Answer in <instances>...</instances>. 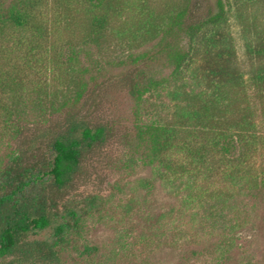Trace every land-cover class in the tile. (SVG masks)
I'll list each match as a JSON object with an SVG mask.
<instances>
[{
	"label": "trees",
	"instance_id": "16d2710c",
	"mask_svg": "<svg viewBox=\"0 0 264 264\" xmlns=\"http://www.w3.org/2000/svg\"><path fill=\"white\" fill-rule=\"evenodd\" d=\"M50 2L66 16L75 13L68 24L79 27L77 37L59 46L50 25ZM118 4L119 0H0V122L5 133L17 136L0 168V264L8 258L12 264H63L61 252L68 237L101 207L94 196L85 199L82 208H62L56 193L75 181L88 153L113 137L110 122L83 115L78 106L94 92L91 82L96 81L81 60L83 50L94 45L102 51L110 43ZM218 4L219 12L201 22L187 24L188 11L170 18L164 33H174L176 40L185 34L189 46L185 49L179 42L164 46L162 53L173 67L169 76L146 77L145 72L134 71L122 86L138 106L147 102V95L163 90L173 103L169 121L136 128L135 141L146 164L163 166L177 178L194 170L199 171L197 177L214 178L229 167L228 176L254 190L264 186V167L258 171L255 166V158L264 156V133L249 91L264 118V67L251 70L247 78L237 67L225 32V3ZM147 28L151 36L159 32L155 23ZM115 33L120 41L126 34L121 27ZM247 48L252 56L264 59V40ZM198 50L203 73L199 77L192 71L197 82L192 88L187 74ZM47 52L55 55L51 69L43 63ZM23 121L31 126L28 134L20 125ZM171 153L183 154L186 160L172 159ZM48 229L52 239H33Z\"/></svg>",
	"mask_w": 264,
	"mask_h": 264
},
{
	"label": "rangeland",
	"instance_id": "374dc122",
	"mask_svg": "<svg viewBox=\"0 0 264 264\" xmlns=\"http://www.w3.org/2000/svg\"><path fill=\"white\" fill-rule=\"evenodd\" d=\"M218 1L119 0L120 14L110 43L102 51L94 45L84 48L81 60L96 81L91 82L94 92L81 100L78 111L96 121L110 122L114 131L105 146L86 155L75 181L56 193L62 208H82L88 197L101 200L99 210L90 212L80 229L68 237L61 252L63 264H264V186L249 190L232 174L228 176L229 167L226 174L214 178L197 177V170L189 177L177 178L163 166L146 164L135 141L136 128L169 121L173 103L163 90L147 95V102L138 106L122 86L134 71H143L146 77L153 73L169 76L173 67L162 53L164 46L176 42L185 49L189 46L185 34L178 41L174 33H164L170 18L188 11L187 24L201 22L219 12ZM222 1L227 11L225 32L236 65L247 78L251 70L264 67V59L252 56L247 48L264 40V0ZM47 10L50 25L57 32L56 46L78 36V25L68 24V17L75 13L66 16L53 2ZM149 23L159 25V32L151 36ZM119 27L126 33L122 41L113 36ZM63 52L68 53L67 49ZM198 52L189 69L191 74H187L192 88L197 85L194 74L201 77L203 73L202 52ZM54 57L51 52L43 56L47 69L52 68ZM49 75L48 70L45 77ZM249 94L264 133L258 101L252 91ZM28 124L20 122L26 134L31 127ZM16 137L5 133L0 122V168L7 162ZM169 157L186 160L183 154L171 153ZM255 166L258 171L263 169L264 156L255 158ZM52 235L48 229L33 239L50 240ZM1 263L12 264L9 258Z\"/></svg>",
	"mask_w": 264,
	"mask_h": 264
}]
</instances>
